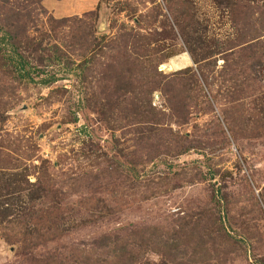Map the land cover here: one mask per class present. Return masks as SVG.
<instances>
[{"label": "rangeland", "instance_id": "obj_1", "mask_svg": "<svg viewBox=\"0 0 264 264\" xmlns=\"http://www.w3.org/2000/svg\"><path fill=\"white\" fill-rule=\"evenodd\" d=\"M240 2L40 1L29 78L0 59V264L54 249L86 264L100 234L178 217L201 219L190 238L218 258L176 261L264 264V0ZM71 16L81 44L48 30ZM154 241L141 264L164 260Z\"/></svg>", "mask_w": 264, "mask_h": 264}, {"label": "trees", "instance_id": "obj_2", "mask_svg": "<svg viewBox=\"0 0 264 264\" xmlns=\"http://www.w3.org/2000/svg\"><path fill=\"white\" fill-rule=\"evenodd\" d=\"M40 1L41 0H21L15 5L10 0H0V59H2L6 65H13L12 69L17 73L19 78L23 79L29 78L26 77L29 76L28 71H25L26 64H28L31 69L33 68L32 70L35 69V65L31 64V61L28 59V56L25 55V52L29 50L28 48H30L31 45L36 44L34 39L27 35L26 31L27 28L32 26L36 21L33 12L36 11V8H40ZM240 1L241 0H236V7H241ZM94 15V11H89L84 14V17H91ZM84 17L71 16L62 17L60 19L51 18L48 21V30L55 35L59 30H65L67 28V31H64L63 33L64 39H67L71 45H73L72 41L74 39H76L78 44H81L84 39H87L85 34L87 33V24L84 22ZM76 23H80V25L76 26ZM45 35H48V31L45 32ZM248 48L250 49L251 46H248L247 49ZM49 58L50 56L48 59ZM185 70L189 71L190 68L187 67ZM40 81L47 84L51 79L43 78ZM128 81H130L129 75H126V73L117 76L116 82L120 85L118 88H122L123 94L127 93L126 85ZM131 102L136 104V101L131 100ZM179 103V99L174 95L170 97V108H173ZM1 196L2 191L0 190V197ZM200 220L201 219L192 220L191 217H178V219L174 220V225L171 229L172 233L169 231L168 233H161L162 230L160 231L156 227H151L152 229H150L147 226H142L137 229L136 226L133 225L131 226L133 227L132 230H128L127 227H121L113 231V233L121 232L120 234H113L112 232L102 233L91 241V247L98 249L100 252L97 254H85L83 262L86 264H141V261L138 258V251H140L139 243L144 242L145 245H150L151 240H155V238L160 246L158 248L164 257V260L160 263L145 261L142 264H172L173 262V264H190L191 260L189 257L185 258L186 260L181 259L180 261H176L177 254H180L183 251L184 254L188 251L191 256L199 254L201 256L200 260L204 262L215 261L218 258L217 252H214L215 254L213 255V258L207 255L210 252L208 240L201 239L202 237L196 240H193L192 237L190 238V235H192L191 232H194L196 229L198 231V227L201 225ZM31 222L35 224L37 219H32ZM183 234L188 235L189 238L183 239ZM44 236L45 238L42 237L40 241H36V236L33 235L30 248H36L44 244L46 246L45 240H48V238L46 239L47 235ZM49 237L52 238L51 236ZM53 238H55V236H53ZM188 241L191 244H186ZM156 242L154 241V243ZM190 246L193 247L192 250L189 251L188 249H185ZM104 247L107 248L104 249ZM24 248L29 249L25 244ZM181 248H183V250H181ZM215 249L217 250V247H215ZM50 251L51 250H47L45 253H41L43 255L42 257L35 256L34 254H31L30 256L26 255V257L31 264H76L77 262L75 257L72 259L73 256L71 254L69 257H66L57 249L52 250V252ZM215 256L216 258H214ZM202 261H197L194 264H204Z\"/></svg>", "mask_w": 264, "mask_h": 264}]
</instances>
